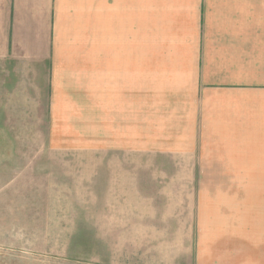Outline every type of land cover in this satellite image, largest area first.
Returning a JSON list of instances; mask_svg holds the SVG:
<instances>
[{
	"label": "rangeland",
	"instance_id": "374dc122",
	"mask_svg": "<svg viewBox=\"0 0 264 264\" xmlns=\"http://www.w3.org/2000/svg\"><path fill=\"white\" fill-rule=\"evenodd\" d=\"M202 1L104 0V47L177 75L134 151L58 146L35 70L0 62V264H264V41L202 35Z\"/></svg>",
	"mask_w": 264,
	"mask_h": 264
},
{
	"label": "crops",
	"instance_id": "0c3cea01",
	"mask_svg": "<svg viewBox=\"0 0 264 264\" xmlns=\"http://www.w3.org/2000/svg\"><path fill=\"white\" fill-rule=\"evenodd\" d=\"M65 1L63 13L58 0H0V62L35 70L58 146L134 151L140 114L145 134L168 136L182 115L163 94L177 76L173 61L155 59L153 50L104 47V0ZM197 8L202 35L264 41V0H203ZM160 85L165 90L156 91Z\"/></svg>",
	"mask_w": 264,
	"mask_h": 264
}]
</instances>
